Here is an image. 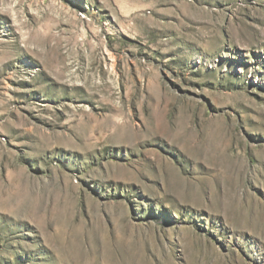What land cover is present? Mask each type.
I'll list each match as a JSON object with an SVG mask.
<instances>
[{
	"label": "rangeland",
	"instance_id": "1",
	"mask_svg": "<svg viewBox=\"0 0 264 264\" xmlns=\"http://www.w3.org/2000/svg\"><path fill=\"white\" fill-rule=\"evenodd\" d=\"M0 264H264V0H0Z\"/></svg>",
	"mask_w": 264,
	"mask_h": 264
}]
</instances>
